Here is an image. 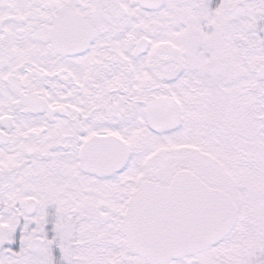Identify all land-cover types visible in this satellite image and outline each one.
Wrapping results in <instances>:
<instances>
[{
    "label": "snow or ice",
    "instance_id": "6c2138e0",
    "mask_svg": "<svg viewBox=\"0 0 264 264\" xmlns=\"http://www.w3.org/2000/svg\"><path fill=\"white\" fill-rule=\"evenodd\" d=\"M0 264H264V0H0Z\"/></svg>",
    "mask_w": 264,
    "mask_h": 264
}]
</instances>
